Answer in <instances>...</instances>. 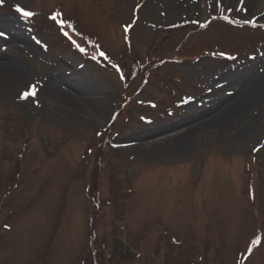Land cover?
Returning a JSON list of instances; mask_svg holds the SVG:
<instances>
[{
	"label": "rangeland",
	"instance_id": "374dc122",
	"mask_svg": "<svg viewBox=\"0 0 264 264\" xmlns=\"http://www.w3.org/2000/svg\"><path fill=\"white\" fill-rule=\"evenodd\" d=\"M238 2L195 0L174 20L162 0L0 3V264H264V126L245 131L264 102V3ZM66 19L90 36L85 54ZM11 58L28 73L20 89ZM58 78L64 96L38 102ZM241 79L261 87L247 103L164 143L201 128ZM96 92L110 105L99 122Z\"/></svg>",
	"mask_w": 264,
	"mask_h": 264
},
{
	"label": "bare ground",
	"instance_id": "6f19581e",
	"mask_svg": "<svg viewBox=\"0 0 264 264\" xmlns=\"http://www.w3.org/2000/svg\"><path fill=\"white\" fill-rule=\"evenodd\" d=\"M162 1H164V5H162V4H160V5H161V8H162V6H164V10L166 12L165 15L167 16L168 19L174 20L183 14H185L189 17L196 15L195 0H162ZM238 1H239L238 3H240L241 6L246 10L254 8L257 4L264 3V0H238ZM155 11L156 10H154V13H155ZM258 16H259V18L264 19V11L263 10L260 11V14H258ZM0 24H3V23H0ZM17 38L18 37H14L13 41L16 42ZM0 39H1V37H0ZM2 40H6V38L4 37V39H2ZM21 41L25 42L24 39ZM26 42H28V41H26ZM11 60H14V58H11ZM12 63H14V65L12 66L14 68L16 67V65H18V67H17L18 72L15 73V75H17L18 83L15 86L19 87L17 89H20L21 87H23L25 80H27L28 73L25 69L22 68L19 61L14 60V62H12ZM6 64H7V62L4 63V62H2V60H0V69L7 70L8 65H6ZM252 73H256L254 69H252L250 75ZM257 77H258L259 82H261L262 76H260L258 74V75H256L255 78L257 79ZM234 80H236V79H234ZM245 80L244 79L242 80V81H244V82H242L243 83L242 86H241V81L239 82V84H240V85H238L239 90L236 91V93L234 94V97L226 98L224 103L218 104L217 107L218 106L219 107L215 108V109H219L217 112L210 114V117L208 119H205L203 122H200L198 124V126H201V128L194 129V126H191V127H189V129L186 130V132H183L182 134H178L174 138L167 139L164 143H166L167 145L177 146V144H180L184 140H188L189 138H191V136L198 135L199 132L202 130V127L206 128L209 126L210 127L215 126V124L223 121V119L228 114H232L234 107H238L242 103H247L246 102L247 92L250 91L251 92L250 94L255 93L261 87L259 86V82H257V85L254 88L248 89L247 86L245 87V84H246ZM59 81H61V79H59V78L57 80L53 79L51 81L52 82L51 84H49V85L46 84V86L44 87V90L42 91V95L40 94V96L38 97V99H39L38 102L43 101V100H47V99L54 101V100H57L58 96L59 97L64 96V95L60 94V91L58 90V82ZM88 90H89L88 93L89 92L91 93V89H88ZM95 96L96 97H95L93 104H92L93 105L92 108L94 110L92 112V115L93 114H95V115H93L92 120H96L97 122H99L106 116L107 112L110 109V105L108 103L109 102V96L107 94L102 93V92L101 93L96 92ZM69 99L71 101L74 100L72 97H70ZM248 103L250 104L249 101H248ZM80 109L81 110H79V113L82 116H86L87 111L85 110V108L80 106ZM207 112L209 113V111H207ZM193 116H194L193 114L192 115L190 114L186 117V119L189 120V119L193 118ZM249 117L253 121L249 123V125L245 131H247V132H249L248 130L254 131L257 129V127L259 128L260 126H264V102H263L262 109L260 108L258 115L256 117L249 115ZM187 120H185V121H187ZM164 128H166V127H162V128H160V130H163ZM198 130H200V131H198ZM131 142H133V141H131ZM125 143H128V142H125ZM152 144L153 143H151L150 145H152ZM156 145H158L157 142L155 143V146ZM144 147H147V145H144Z\"/></svg>",
	"mask_w": 264,
	"mask_h": 264
},
{
	"label": "snow or ice",
	"instance_id": "6c2138e0",
	"mask_svg": "<svg viewBox=\"0 0 264 264\" xmlns=\"http://www.w3.org/2000/svg\"><path fill=\"white\" fill-rule=\"evenodd\" d=\"M0 3H3V0H0ZM241 10H242V9H241ZM17 11H18V12H21L24 16H27V17H30V16H33V15H34L33 12H31V11H26L24 8H21V7H19V6H17ZM58 16H60V13H56V14H54V15L52 16V19H53V20H56ZM225 19H227V17H225ZM249 22H251V21H249ZM60 23H61V25H63V24L65 23V21H60ZM0 35H3V34L0 33ZM64 35H65V36H68L69 34H68L67 32H65ZM69 39H71V37H69ZM73 43H75V41H73ZM76 46H77L78 48H80V45L77 44ZM80 51L83 52V51H85V49H84V48H80ZM219 55L223 56L224 53L221 52V53H219ZM100 56H101V57H104L105 59H108V57L105 55L104 52H101V53H100ZM93 59H95V57H93ZM114 67H118V65H114ZM37 91H38V87H37V85H35V84H34V85H31L30 90L25 91V92L22 94L21 98H22V99H27L29 96H33V97H34V96H36ZM262 147H264V146H262ZM254 150H258V149H254ZM252 243L255 244V245H259V244L261 243V239H260V238H257V239L254 240Z\"/></svg>",
	"mask_w": 264,
	"mask_h": 264
},
{
	"label": "trees",
	"instance_id": "16d2710c",
	"mask_svg": "<svg viewBox=\"0 0 264 264\" xmlns=\"http://www.w3.org/2000/svg\"><path fill=\"white\" fill-rule=\"evenodd\" d=\"M66 25L69 27L67 29L70 30L72 35H76L77 38L80 37L82 39H86L90 36H88V34H86L82 29H80L79 27H77L78 25H76L75 21L71 20V19H66L64 20ZM95 38V37H94ZM142 70V67L140 66V64H135V66L133 67V73L139 74ZM99 166V165H98ZM96 184V180L91 182V187ZM96 190V189H95ZM90 192H93L91 189L89 190ZM94 197V196H92ZM95 198L97 199V196H95ZM96 208H98V206H96ZM94 264H97V262H95Z\"/></svg>",
	"mask_w": 264,
	"mask_h": 264
}]
</instances>
